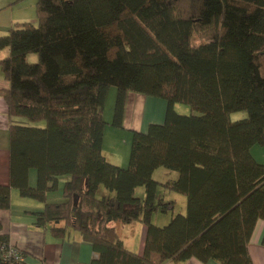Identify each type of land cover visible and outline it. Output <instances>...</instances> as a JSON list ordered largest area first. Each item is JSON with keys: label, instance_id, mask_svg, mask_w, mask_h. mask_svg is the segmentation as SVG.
Returning <instances> with one entry per match:
<instances>
[{"label": "trees", "instance_id": "obj_1", "mask_svg": "<svg viewBox=\"0 0 264 264\" xmlns=\"http://www.w3.org/2000/svg\"><path fill=\"white\" fill-rule=\"evenodd\" d=\"M36 11L37 25L0 35L10 83L0 89L10 121L0 209H10L12 189L41 202L35 225L57 238L78 232L97 253L89 264H253L249 242L264 219V162L252 154L264 149V0H37ZM113 86L115 127L129 92L167 102L163 123L132 131L125 167L103 155ZM240 111L247 116L233 120ZM159 168L176 178L155 179ZM165 192L185 196L186 211L174 212ZM169 210L168 224L152 221ZM135 222L147 227L142 255L112 225ZM10 243L0 234V248Z\"/></svg>", "mask_w": 264, "mask_h": 264}, {"label": "crops", "instance_id": "obj_2", "mask_svg": "<svg viewBox=\"0 0 264 264\" xmlns=\"http://www.w3.org/2000/svg\"><path fill=\"white\" fill-rule=\"evenodd\" d=\"M23 0H0V16L2 14L3 23H8L5 27L0 26V35H5L14 26L17 14L14 9ZM18 16H21L18 15ZM1 20V17H0ZM34 22V21H33ZM9 50L0 52V59L8 56ZM10 83L4 78L0 69V89H7ZM111 89L109 90L110 93ZM114 98L115 94L110 93ZM115 101V100H114ZM115 103V102H114ZM114 103L109 100L103 111L108 125L104 131L103 155L116 165L127 166L129 163L132 131L146 132L152 123H163L167 111V102L160 98L150 97L136 92H129L124 112L123 127H115L111 124L114 112ZM108 109V115L107 114ZM9 115L8 105L0 95V185H8L10 178L9 159ZM252 154L259 162H264V149H256ZM260 156H257L259 155ZM160 169V168H159ZM157 169L155 173L159 170ZM168 174V173H164ZM164 177V176H163ZM156 179V178H155ZM165 178L159 181H166ZM68 178L59 180V189L49 193V197L54 201H60L64 183ZM158 180V179H157ZM37 173L32 170L30 173V184L36 185ZM137 196L143 198L145 189L138 187ZM101 195H108L105 189L100 190ZM166 200L175 201L176 206L181 204L180 211L186 210V198L177 193L165 192ZM169 197V198H168ZM183 198V199H182ZM44 205L32 198L21 197L18 190L11 191V207L9 210L0 209V234H8L10 242L19 247L25 254V264H89L97 253L90 243L83 240L76 231L68 230L66 235L57 238L51 234L50 226L37 227L34 217L31 214L41 211ZM167 219L163 222L166 223ZM161 223V222H160ZM156 225H160L155 222ZM125 246L133 252L142 255L145 247L147 227L141 222L131 224L113 223ZM249 253L253 264H264V219L258 221L251 240L249 242ZM178 264H204L196 258H191ZM208 264H220L217 261H210Z\"/></svg>", "mask_w": 264, "mask_h": 264}, {"label": "rangeland", "instance_id": "obj_3", "mask_svg": "<svg viewBox=\"0 0 264 264\" xmlns=\"http://www.w3.org/2000/svg\"><path fill=\"white\" fill-rule=\"evenodd\" d=\"M36 3H37V0H23V1H21L20 5H18L14 9L15 14H17V16L15 17L16 20L14 21V23L15 22H21V23L30 22V23H33V24L37 25ZM20 14H21V16H18ZM0 17H1L0 26H4L5 27L7 24H10V21L8 23H3L2 14H1ZM37 59H38V57H37L36 54L29 55V61L36 62ZM116 92H117L116 87L115 86L111 87L110 93H112V94L114 93L115 96H116ZM110 93H108V94H109L110 103H112V106H111V109H112L113 103L115 102L114 101L115 98L113 97L114 95L112 96ZM174 107H175V110L177 112L181 113V114H189L190 113V107L188 105H186V104L176 103ZM108 114L109 113H108V109H107V114L106 115H108ZM246 116H247V113L245 111H240V112H236V113L232 114V119L233 120H238V119L244 118ZM256 147H259V148H254V150H253L254 154L256 153V149H262L261 146H256ZM257 156H260V153ZM164 173H168V174H164ZM176 176H177L176 172H173V171H170V170H167V169H164V168H160L155 173V178L158 179V180H162V178H165L164 180L167 181L170 178H176ZM160 195L161 196H165V198H166V194H164V195L160 194ZM180 206H181V204H178V206H176L177 209L175 208L174 212H181L180 211ZM174 212L170 211V210L167 213H163L161 211H156L153 214L152 221L154 223L156 222L158 224H161V226H163L165 224H168V222L170 221L171 215ZM166 219H167L166 223H163Z\"/></svg>", "mask_w": 264, "mask_h": 264}, {"label": "built area", "instance_id": "obj_4", "mask_svg": "<svg viewBox=\"0 0 264 264\" xmlns=\"http://www.w3.org/2000/svg\"><path fill=\"white\" fill-rule=\"evenodd\" d=\"M0 261H6L7 264H25V254L19 247L10 243L0 248Z\"/></svg>", "mask_w": 264, "mask_h": 264}]
</instances>
